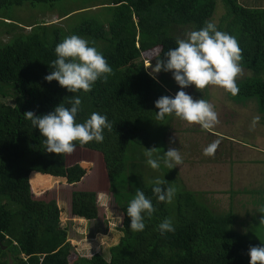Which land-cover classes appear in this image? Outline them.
Segmentation results:
<instances>
[{"label": "trees", "instance_id": "obj_1", "mask_svg": "<svg viewBox=\"0 0 264 264\" xmlns=\"http://www.w3.org/2000/svg\"><path fill=\"white\" fill-rule=\"evenodd\" d=\"M62 1L0 0V88L15 101L13 105L0 101V264H8L6 252L16 264H250V246L264 245V224L262 239L238 231L231 208L213 209L199 192L173 185L172 174L159 179L166 181L165 188L174 186L176 195L170 204L158 202L152 191L157 177L145 173L149 165L144 153L155 146L160 149L154 158L163 156V136L174 115L157 122L155 101L174 94L169 91L172 83L162 75L165 71L155 79L137 61L155 47L156 57L166 59L164 54L178 46L177 37L212 22L220 1L224 10L215 25L237 39L243 50L241 67L249 71L236 81L238 94L227 95L236 103L253 99L264 114V8L247 7L237 0H90L92 4L76 9L78 14L101 6L107 15L100 18L95 16L97 11H89V16L84 14L66 28L42 19L22 23L12 10L22 3L53 8ZM64 6L56 7L59 17L68 19L75 10ZM2 34L8 35L6 41L1 40ZM73 34L101 52L114 72L107 83L98 80L88 93H72L58 81L45 79L57 59L56 45ZM73 96L82 101L77 122L96 112L112 124V131L105 129L102 143L77 144L102 155L113 195L125 215L124 235L110 247L109 259L94 253L70 262L60 208L55 200L37 199L31 193L50 175L66 177L70 184L85 175L86 163L69 165L66 156L48 153L45 138L24 116L26 111L47 114L60 103L71 107ZM138 189L151 200L155 212L150 218L145 214V229L134 233L127 207ZM254 192L264 195V187ZM69 201L73 216L97 218L95 191L72 189ZM166 218L175 231L161 235L159 224Z\"/></svg>", "mask_w": 264, "mask_h": 264}, {"label": "rangeland", "instance_id": "obj_2", "mask_svg": "<svg viewBox=\"0 0 264 264\" xmlns=\"http://www.w3.org/2000/svg\"><path fill=\"white\" fill-rule=\"evenodd\" d=\"M83 1L63 0L56 3L57 7L64 4L63 9L65 10H75L68 19L60 18L57 7L49 8L47 4H38L31 8L28 3H22V5L14 6L12 10L22 23L27 20L42 19L48 23H56L63 28H66L68 24L73 26L78 23L79 19H82L84 14L89 16L88 13L92 11L94 13L97 11L95 16L100 18L107 15L106 9H100L101 6L85 9L87 10L85 13L78 14L79 11L76 9L79 6L93 3L89 0V3L83 4ZM218 2V8L212 19L214 24L218 22L224 10L221 2ZM7 38L8 35H1L2 41H6ZM157 53L158 47L152 48L143 53L137 62L141 60L149 73L150 69L145 65L151 64L154 67ZM242 70L239 78L246 74L247 70L243 68ZM247 73L249 74V71ZM162 75L172 83L173 90L169 91L175 96L181 88L176 83L173 73L163 72ZM155 76V79H158L161 76L160 72ZM183 90L194 99L203 98L213 104L219 123L211 131H205L199 125L190 126L186 121L172 117L163 136L165 152L169 147L179 149L184 162L181 166L178 165L170 170L163 164L159 170H154L149 165L145 168V173L151 178L172 174L173 185H180L197 194L199 192L203 202L205 201L218 211L226 212L231 208L235 216L236 229L241 232L247 231L246 233L251 237L262 239L259 237L263 232L260 218L264 217V213L259 210L264 208L262 200L264 195L254 190L264 187V114L258 111L253 99L240 103L233 102L222 88L209 86L202 92L197 90L195 85H191ZM0 101L11 105L15 103L5 94L4 87L0 88ZM257 117L259 119L253 124ZM173 137L175 143L170 144V138ZM217 140L219 146L215 156H205L204 148ZM76 162L87 164L85 175L79 181L70 184L66 177L50 175V180L44 181L35 190L31 189V193L37 199L55 200L60 208V222L67 228L66 240L70 245L68 255L70 262L77 257L89 258L98 252L102 253L104 258L109 259L110 247L118 244L124 235L122 230L124 212L113 195L102 155L98 152L76 148L72 155L66 156V163L70 165ZM127 187L130 188V186ZM72 189L96 192L98 205L96 219L86 220L70 213L69 196ZM255 199L258 202L255 203ZM5 258L8 264H16L10 252H6Z\"/></svg>", "mask_w": 264, "mask_h": 264}, {"label": "clouds", "instance_id": "obj_3", "mask_svg": "<svg viewBox=\"0 0 264 264\" xmlns=\"http://www.w3.org/2000/svg\"><path fill=\"white\" fill-rule=\"evenodd\" d=\"M175 48L169 49L164 56L166 59L156 57V64L145 65L150 69L149 74L156 78L160 71L172 72L176 83L180 86L174 97L164 95L155 101V120L163 121L166 116H175L188 125H199L202 130L211 131L218 123V114L214 105L205 99H194L183 89L195 85L199 91H204L209 86L224 89L235 96L239 92L237 79L242 75L241 61L242 49L237 39L227 32L217 29V26L206 21L200 30L186 33V38L177 37ZM57 59L50 64L53 71L45 77L48 82L56 80L60 86L69 92L78 93L92 91L98 80L107 83L109 76L114 75L112 67L106 58L95 47L79 35L67 36L55 47ZM66 107L64 103L57 105L53 111L37 115L34 111L24 112L27 120L31 121L33 128H38L41 136L45 138V150L48 153L70 156L77 148L90 142L102 143L104 131H112V124L105 115L93 112L83 123L77 122L76 117L82 110V101L79 96H73ZM259 118H255L253 124ZM175 143V138H170V144ZM219 146V141H213L203 150V154L214 157ZM160 148H146L144 155L146 163L154 170H159L161 161L167 169H173L183 164V157L179 149L169 147L163 156L154 158ZM166 181L155 179L153 193L158 202L172 203L177 189L174 186L164 187ZM264 213V208L259 210ZM155 208L149 198L141 190H137L135 197L129 202L127 216L130 218V229L142 232L145 229V214L150 218ZM264 224V217L260 218ZM161 235L174 232L175 228L171 219L166 218L159 224ZM248 255L250 264H264V245L250 246Z\"/></svg>", "mask_w": 264, "mask_h": 264}, {"label": "crops", "instance_id": "obj_4", "mask_svg": "<svg viewBox=\"0 0 264 264\" xmlns=\"http://www.w3.org/2000/svg\"><path fill=\"white\" fill-rule=\"evenodd\" d=\"M237 2L240 3V4H242V5H245L247 7L264 8V0H237ZM98 253H100V252H98Z\"/></svg>", "mask_w": 264, "mask_h": 264}]
</instances>
